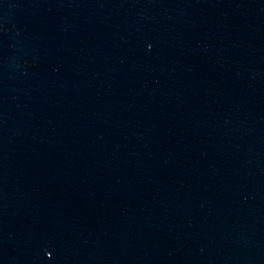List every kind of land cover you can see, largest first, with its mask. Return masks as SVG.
<instances>
[{
    "label": "water",
    "instance_id": "1",
    "mask_svg": "<svg viewBox=\"0 0 264 264\" xmlns=\"http://www.w3.org/2000/svg\"><path fill=\"white\" fill-rule=\"evenodd\" d=\"M0 264H264V0H0Z\"/></svg>",
    "mask_w": 264,
    "mask_h": 264
}]
</instances>
